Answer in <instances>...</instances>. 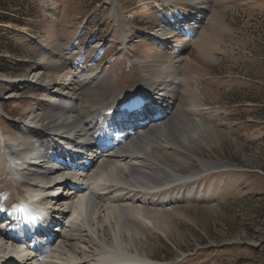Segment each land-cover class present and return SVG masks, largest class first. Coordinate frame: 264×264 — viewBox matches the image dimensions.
Segmentation results:
<instances>
[{
  "label": "rangeland",
  "instance_id": "rangeland-1",
  "mask_svg": "<svg viewBox=\"0 0 264 264\" xmlns=\"http://www.w3.org/2000/svg\"><path fill=\"white\" fill-rule=\"evenodd\" d=\"M207 3V24L194 37L181 28L165 41L153 33ZM159 57L182 60L188 70V90L201 96L218 129L209 148L194 151L222 168L195 178L216 196L205 191L160 203L170 225L140 247L162 264H264V0H0L3 132L16 139L20 121L68 73L105 69L125 91ZM3 167L0 194L4 204H14L27 192ZM198 169L194 160L181 170ZM189 185L168 193L176 197Z\"/></svg>",
  "mask_w": 264,
  "mask_h": 264
},
{
  "label": "bare ground",
  "instance_id": "bare-ground-1",
  "mask_svg": "<svg viewBox=\"0 0 264 264\" xmlns=\"http://www.w3.org/2000/svg\"><path fill=\"white\" fill-rule=\"evenodd\" d=\"M211 6L193 7L190 19H174L153 33L165 41L181 28L194 37L205 29L203 13ZM62 56L60 51L58 61ZM161 60L151 59L138 85L125 91L105 69L68 73L17 124L16 139L0 124V165L27 192L14 204H4L0 194V207L20 206L24 214L38 215L28 222L11 215L9 222L0 211V264H162L142 248L168 225V210L160 203L205 191L217 195L197 186L195 178L222 167L194 151L210 147L217 125L201 96L188 90L182 60ZM32 73L37 81L40 72ZM194 160L200 169L184 173ZM189 182L182 194L168 193ZM46 222H57L49 235Z\"/></svg>",
  "mask_w": 264,
  "mask_h": 264
}]
</instances>
